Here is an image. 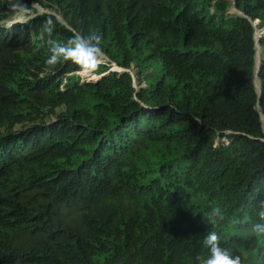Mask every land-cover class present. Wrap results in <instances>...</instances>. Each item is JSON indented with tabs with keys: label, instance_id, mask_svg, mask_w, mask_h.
<instances>
[{
	"label": "trees",
	"instance_id": "1",
	"mask_svg": "<svg viewBox=\"0 0 264 264\" xmlns=\"http://www.w3.org/2000/svg\"><path fill=\"white\" fill-rule=\"evenodd\" d=\"M120 1L123 20L103 48L145 85L115 72L95 83L70 78L64 91L53 78L33 80L20 147L0 149L3 257L17 245L10 223L22 196L61 232L58 250L37 264H171L192 242L201 255L209 230L242 264H264V237L250 230L264 199V35L258 99L253 27L226 1ZM235 5L264 25V0ZM34 178L42 188L28 187ZM213 207L225 213L214 227Z\"/></svg>",
	"mask_w": 264,
	"mask_h": 264
},
{
	"label": "clouds",
	"instance_id": "2",
	"mask_svg": "<svg viewBox=\"0 0 264 264\" xmlns=\"http://www.w3.org/2000/svg\"><path fill=\"white\" fill-rule=\"evenodd\" d=\"M224 1L228 5L227 13L248 18L253 27V83L259 94L255 85L258 83L260 88L258 72L263 59L260 39L264 35V25L258 18L253 19L238 9L235 0ZM124 11L120 0H0V149L4 154L10 146L20 147L14 140L30 123L26 120L25 103L30 96L36 95L33 80L48 81L50 85L53 78L59 90L64 91L70 78L79 83H95L115 72L118 75L128 73L135 89L145 85L142 77L137 82V68L133 64L127 67L118 64L103 48L108 34L114 33L116 25L123 20ZM19 62L26 68L18 67ZM258 105L257 100V111H261ZM59 106L56 111L61 110ZM53 119L54 116L47 117V120ZM261 125L264 132L262 121ZM31 154L29 149L26 157ZM5 183L0 179V190ZM32 184L42 188L36 178L27 182L28 187ZM256 208L258 220L250 225V230L256 239H260L264 237V199L257 202ZM12 214L10 227L18 233L17 245L12 256L4 258L6 234L0 230V264L1 261L5 264H37L38 254L58 250L61 232L54 228L55 223L46 222L45 217L50 215L46 210L27 206L21 196L17 210ZM95 217H91L92 220ZM224 219L225 213L220 207H213L207 217L213 227ZM103 224L104 218L97 226ZM54 232H58V238L41 247ZM174 234L169 232L166 241ZM223 242L215 230H209L200 245L201 255L196 256L197 247L192 242L176 257L171 255V264H242L241 256L233 255L229 248L222 246ZM29 244L38 253L30 252ZM82 249L86 254L91 253Z\"/></svg>",
	"mask_w": 264,
	"mask_h": 264
},
{
	"label": "water",
	"instance_id": "3",
	"mask_svg": "<svg viewBox=\"0 0 264 264\" xmlns=\"http://www.w3.org/2000/svg\"><path fill=\"white\" fill-rule=\"evenodd\" d=\"M255 74H256V72H255ZM256 78H257V76H255V80H256ZM256 86V88H257V90H258V97H260L262 94H261V91H260V88H259V86L256 84L255 85ZM258 108H259V105H258ZM258 111H259V113H260V118H261V121H262V123H263V126H264V116L262 115V113H261V111H260V109H258Z\"/></svg>",
	"mask_w": 264,
	"mask_h": 264
},
{
	"label": "bare ground",
	"instance_id": "4",
	"mask_svg": "<svg viewBox=\"0 0 264 264\" xmlns=\"http://www.w3.org/2000/svg\"><path fill=\"white\" fill-rule=\"evenodd\" d=\"M256 83H257V81H256ZM257 85H258V83H257Z\"/></svg>",
	"mask_w": 264,
	"mask_h": 264
},
{
	"label": "rangeland",
	"instance_id": "5",
	"mask_svg": "<svg viewBox=\"0 0 264 264\" xmlns=\"http://www.w3.org/2000/svg\"><path fill=\"white\" fill-rule=\"evenodd\" d=\"M141 85H143V83H141Z\"/></svg>",
	"mask_w": 264,
	"mask_h": 264
}]
</instances>
